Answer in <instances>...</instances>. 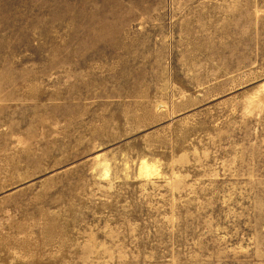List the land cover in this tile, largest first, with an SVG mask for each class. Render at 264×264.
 <instances>
[{
  "label": "rangeland",
  "instance_id": "1",
  "mask_svg": "<svg viewBox=\"0 0 264 264\" xmlns=\"http://www.w3.org/2000/svg\"><path fill=\"white\" fill-rule=\"evenodd\" d=\"M0 264H264V0H0Z\"/></svg>",
  "mask_w": 264,
  "mask_h": 264
}]
</instances>
